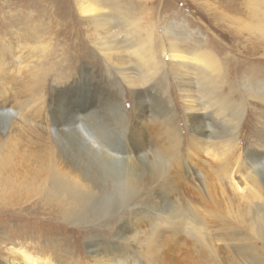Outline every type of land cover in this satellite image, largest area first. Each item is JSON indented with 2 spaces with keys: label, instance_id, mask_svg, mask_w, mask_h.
Returning a JSON list of instances; mask_svg holds the SVG:
<instances>
[{
  "label": "rangeland",
  "instance_id": "1",
  "mask_svg": "<svg viewBox=\"0 0 264 264\" xmlns=\"http://www.w3.org/2000/svg\"><path fill=\"white\" fill-rule=\"evenodd\" d=\"M123 1H137L153 12L140 26L155 22L154 37L166 30L165 42L180 40L176 48L185 56L210 53L221 63L224 77L235 76L243 96L230 102L240 100V124L229 136V125L237 120L228 123L216 104L206 102L194 84L195 66L163 58L157 42L143 46L153 57L150 52L137 55L135 44L140 42L126 26L113 21L107 31L114 37H109L73 11L69 5L76 8L75 0H0V179L5 177L0 182V264H10L8 248L23 247L48 264H264V236L255 233L253 220L257 213L264 223V206L241 190L243 183L250 184V152L264 150V0ZM75 80L79 84L66 94L77 114L94 109L93 94L104 91L121 102L123 113L98 107L105 99L100 97L90 120L107 137H123L140 108L148 119L156 113L154 120L143 121L145 135L166 158L169 173L176 174L178 190H167L155 208L129 215L124 240L104 228L97 232L99 213L90 219L92 235L17 211L22 203L29 206L36 200L49 162L38 136L44 104ZM192 95L193 109L188 101ZM163 108L169 112L159 116ZM5 112L10 113L7 118ZM193 113H208L200 124L212 136H226L195 135ZM121 115L126 118L122 122ZM77 133L76 127L61 133L57 156L83 157ZM189 162L198 175L188 178L184 169ZM90 165L84 168L90 170ZM256 169L264 178V169ZM231 184L240 189L232 191ZM131 208L129 213L136 210ZM90 239L99 246L89 247ZM35 244L54 249L41 255ZM19 258L20 264H29Z\"/></svg>",
  "mask_w": 264,
  "mask_h": 264
},
{
  "label": "bare ground",
  "instance_id": "2",
  "mask_svg": "<svg viewBox=\"0 0 264 264\" xmlns=\"http://www.w3.org/2000/svg\"><path fill=\"white\" fill-rule=\"evenodd\" d=\"M104 4L108 9L104 7ZM75 5L76 8H73L72 4L69 6L73 11L76 9L81 17L91 21L95 29L107 31L113 21L126 26L129 35L137 37L140 42L135 44V46H138L134 51L137 55H141V52H150L147 53L148 57H153L151 49H144L143 46L144 44L152 45L154 41L157 42L156 50L161 51L163 58L166 55L171 63L179 66H185L188 63L195 66L194 70L196 71L192 73V76L196 78L194 84L198 85L197 90L203 93L206 102L210 105L216 104L217 113L222 111L223 117L228 120H226L228 123L237 120V123H231L228 127V135L234 136V130H237V125L240 124L241 107L239 104L241 103L240 100H237L238 102L234 100L237 103L230 101H233L232 98L234 97L243 96V93H240V82L235 79L234 75L224 77L221 63L214 55L202 52L195 53L192 57L185 56L176 48V44H179L180 40L170 38L169 42H165L168 39L165 35L166 30H163L158 39L154 37L153 29H158L155 22L152 25L148 23L147 27L140 26L147 15L152 17L153 12L147 10L137 1L131 4V2L127 3L123 0H75ZM142 33L144 36H142ZM59 34L60 32L57 35ZM107 35L114 37V34L110 31H107ZM225 61L228 62L229 59ZM74 84H79V81L75 80L64 84L65 87L63 88L65 89L61 90V88L56 91L55 95L44 104V115L41 117L43 127L39 128L38 136L43 144L45 143V154L49 162L45 170V177L38 186L36 200H33L29 206L26 205L28 203H22L17 211L25 212L26 215L28 214L33 218L37 217L40 221L51 220L56 227L60 228H68L67 225L71 224L70 229L76 233H81L84 229L85 231L90 230L92 235L93 229L89 227L91 226L89 225L91 223L90 219L94 218L97 213L100 217L111 213L110 217L104 222L100 220V217H95L98 222L94 228L97 232L102 228L106 231L110 230L111 233L115 234L114 236L117 235L115 237L117 240H124L126 239L125 235L130 230L128 225L130 224V214L136 215L143 210L148 211V208H155L158 205V200L162 199L167 190H178L175 186L176 174L169 173L166 158L160 156L151 139L145 135L147 130L143 121L154 120L158 116L156 113H152L153 118L148 119L149 113L146 114L140 108L137 117L129 124V130L123 131L125 134L123 137L120 139L107 137L101 134L97 129L98 127L94 125L95 123L93 124L90 120L98 107H111L112 110H120L123 113L121 102L118 101L116 95L109 92L104 91V93L101 92L97 95L93 94L96 107L85 115L82 114V112H85V108H82L84 110H81V114H77L66 94ZM100 97L105 99L102 100V105L97 107ZM188 101L192 103V109L196 108L197 104L193 95L192 99ZM228 109H231V113L227 112ZM163 112L167 114L169 111L163 108L157 113L162 116ZM5 114L3 115L5 118L10 115L9 112H5ZM208 115V113L192 114L193 133L202 135L204 138L223 135L215 134L212 136L213 131L208 130L207 125L203 127L200 124L203 123V118L206 119ZM121 116L120 121L122 122L125 117ZM72 127H76V131H78V143L83 149V157L81 158L85 162H79L78 158L80 157L74 159L68 156L67 158L57 156V152L60 153V148L56 144L57 138L65 129ZM237 134L236 132V136ZM250 153L248 165L249 169L251 168L250 171L253 169L252 174L248 176L250 184L243 183L244 187L241 190L250 191L252 197L258 199L257 206L260 207L264 206V178L260 177L256 167L260 166L264 169V150L263 152L255 150ZM88 164H91L90 170L84 168ZM67 167L77 171V174L64 169ZM184 172L188 178L192 177L193 174L198 175V171L193 165L191 167V162H189V166H186ZM4 179L5 177H2L0 182ZM230 189L237 191L240 186L231 184ZM260 201L263 203L261 204ZM131 205L135 206L136 210L129 213L132 209ZM118 209L122 211L119 212ZM42 215L45 216L44 220H41ZM256 215L257 213L253 217L255 233L264 236V223H259V216ZM87 243L92 248L99 246L94 239L88 240ZM34 246L37 247L36 252L41 255L47 253L50 248L51 250L54 249L51 245L41 246L35 244ZM17 251H20V254ZM27 251L28 248L24 247L17 250L8 248L7 252L11 255L9 256V263L20 264L18 262V260L20 261L19 257L29 264L47 263L46 261L41 263L38 257H32ZM18 255L21 256L18 257ZM53 258L56 259L57 257ZM56 260L58 261V259Z\"/></svg>",
  "mask_w": 264,
  "mask_h": 264
}]
</instances>
